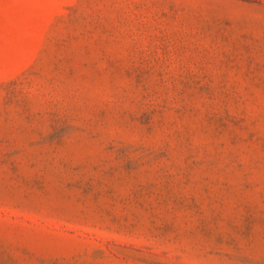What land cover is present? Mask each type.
<instances>
[{"label":"rangeland","instance_id":"1","mask_svg":"<svg viewBox=\"0 0 264 264\" xmlns=\"http://www.w3.org/2000/svg\"><path fill=\"white\" fill-rule=\"evenodd\" d=\"M0 264H264V0H0Z\"/></svg>","mask_w":264,"mask_h":264}]
</instances>
